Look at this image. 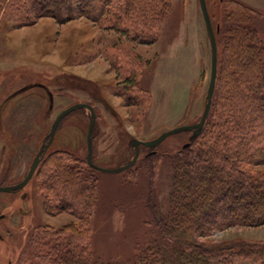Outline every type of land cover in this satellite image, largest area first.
<instances>
[{
    "label": "rangeland",
    "instance_id": "obj_1",
    "mask_svg": "<svg viewBox=\"0 0 264 264\" xmlns=\"http://www.w3.org/2000/svg\"><path fill=\"white\" fill-rule=\"evenodd\" d=\"M238 1L256 11L252 24L264 35V0ZM206 4L218 37L226 8L220 0ZM9 17L0 19V185L24 177L55 116L74 103L94 107L92 161L108 169L131 159L132 138L149 140L200 119L209 81L210 43L198 0H171L152 44L134 43L86 18L58 23L41 17L32 25L15 27ZM128 75L136 76L137 87L128 85ZM138 88L148 91V103L141 101ZM123 92L136 104L127 105L117 95ZM89 121L88 109L68 113L46 151L69 149L86 157ZM189 135L187 131L170 135L154 150L175 152ZM152 149L141 146L139 159ZM139 159L130 170L96 172L100 200L90 248L103 260L132 259L138 244L155 229L146 203L151 189L159 205L169 191L170 167L159 161L149 175L141 172ZM39 182L34 175L22 189L0 193V264H31L35 237H41L37 229L77 221L69 212L44 210ZM237 238L264 241V225L233 226L209 239Z\"/></svg>",
    "mask_w": 264,
    "mask_h": 264
},
{
    "label": "trees",
    "instance_id": "obj_2",
    "mask_svg": "<svg viewBox=\"0 0 264 264\" xmlns=\"http://www.w3.org/2000/svg\"><path fill=\"white\" fill-rule=\"evenodd\" d=\"M170 3L0 0V19L10 16L15 27H23L41 17L58 23L86 18L134 43L152 44ZM220 3L226 12L215 35L217 75L201 132L175 152L153 148L133 164L139 159L141 172L149 175L159 161L170 167L169 191L161 205L153 188L146 201L155 229L138 244L131 260L98 257L90 248L100 200L97 170L75 151H46L34 173L44 191L43 208L49 214L69 212L77 221L37 229L41 237H35L31 264H264V241L209 239L233 226L264 225V35L252 24L256 11L249 5L238 0ZM125 81L137 87L136 76L128 75ZM139 92L148 103V91ZM117 95L127 105L136 104L125 92ZM94 130L95 125L92 139Z\"/></svg>",
    "mask_w": 264,
    "mask_h": 264
},
{
    "label": "water",
    "instance_id": "obj_3",
    "mask_svg": "<svg viewBox=\"0 0 264 264\" xmlns=\"http://www.w3.org/2000/svg\"><path fill=\"white\" fill-rule=\"evenodd\" d=\"M199 4V9L203 18V22L209 37V43H210V72H209V81H208V86L204 98V105H203V111L200 116V119L192 124H183L179 126L172 127L170 129H167L160 133L158 136L149 139V140H140L136 138L131 139V145L133 147V155L131 159L126 162L125 164L118 166L116 168H103L100 166H97L93 163L92 161V131L96 122V113L93 108V106L89 103L85 102H78L71 104L64 108L62 111H60L55 118L52 121L50 130L43 140L42 144L38 148L36 154L34 155L31 164L24 175V177L17 183L12 184V185H0V193L4 192H13L22 189L24 186L27 185V183L31 180L33 177L36 168L41 160V157L49 147V145L52 143L55 132L57 130V127L60 123V121L70 112L79 109V108H84L88 109L90 113V121L87 127V132H86V161L88 165L96 170L99 171H104V172H110V173H116L123 171L127 169L128 167H131L135 161L137 160L139 153H140V148L141 146L147 147V148H154L158 146L163 140H165L168 136L174 135L183 131L190 132V135L188 137V142L185 143L183 146H187L190 141L194 140L199 133L201 132L203 125L205 123L206 118L208 117L209 110L211 107V102H212V96L215 88V81H216V75H217V56H218V47H217V41L215 37V33L213 30V26L211 23V19L208 13V8L206 4V0H198Z\"/></svg>",
    "mask_w": 264,
    "mask_h": 264
},
{
    "label": "flooded vegetation",
    "instance_id": "obj_4",
    "mask_svg": "<svg viewBox=\"0 0 264 264\" xmlns=\"http://www.w3.org/2000/svg\"><path fill=\"white\" fill-rule=\"evenodd\" d=\"M8 264H10V263H8Z\"/></svg>",
    "mask_w": 264,
    "mask_h": 264
}]
</instances>
